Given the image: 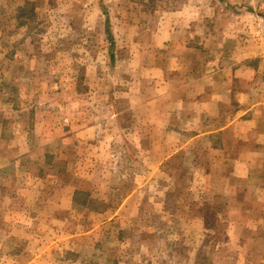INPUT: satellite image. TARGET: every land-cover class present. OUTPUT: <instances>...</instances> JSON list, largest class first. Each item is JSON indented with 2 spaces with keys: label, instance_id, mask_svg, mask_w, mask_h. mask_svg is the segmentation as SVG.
Instances as JSON below:
<instances>
[{
  "label": "rangeland",
  "instance_id": "374dc122",
  "mask_svg": "<svg viewBox=\"0 0 264 264\" xmlns=\"http://www.w3.org/2000/svg\"><path fill=\"white\" fill-rule=\"evenodd\" d=\"M260 15L0 0V264H264V150L240 170L202 79L264 67Z\"/></svg>",
  "mask_w": 264,
  "mask_h": 264
},
{
  "label": "crops",
  "instance_id": "0c3cea01",
  "mask_svg": "<svg viewBox=\"0 0 264 264\" xmlns=\"http://www.w3.org/2000/svg\"><path fill=\"white\" fill-rule=\"evenodd\" d=\"M260 17L264 22V15H260ZM235 56L232 60H236V63H233L229 68L220 70L225 75L213 72L202 79L212 80L213 84L218 81L217 87L213 89L215 91L213 95L216 96L219 104L222 101L225 103L223 99L227 96H232L234 100L241 103H235L233 107L221 105L225 111L231 110L236 114L234 121L226 124L221 132L223 134L229 132L232 146H236L240 152L245 153L236 154L234 159L240 164L241 171H247V174H250V168H248L250 161L260 159L257 153L260 149L264 150V76H262L264 67L260 66L259 61L255 63V66L254 64L253 66H250L251 64L244 66L241 59ZM215 75L218 77L216 78Z\"/></svg>",
  "mask_w": 264,
  "mask_h": 264
},
{
  "label": "trees",
  "instance_id": "16d2710c",
  "mask_svg": "<svg viewBox=\"0 0 264 264\" xmlns=\"http://www.w3.org/2000/svg\"><path fill=\"white\" fill-rule=\"evenodd\" d=\"M108 32H110V31H108Z\"/></svg>",
  "mask_w": 264,
  "mask_h": 264
}]
</instances>
